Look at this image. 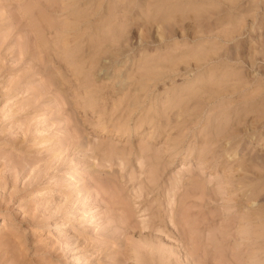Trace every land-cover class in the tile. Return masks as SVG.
Returning <instances> with one entry per match:
<instances>
[{
    "label": "rangeland",
    "instance_id": "rangeland-1",
    "mask_svg": "<svg viewBox=\"0 0 264 264\" xmlns=\"http://www.w3.org/2000/svg\"><path fill=\"white\" fill-rule=\"evenodd\" d=\"M0 264H264V0H0Z\"/></svg>",
    "mask_w": 264,
    "mask_h": 264
}]
</instances>
